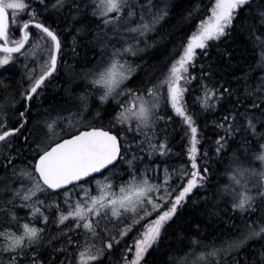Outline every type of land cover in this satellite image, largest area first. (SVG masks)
<instances>
[{
    "label": "snow or ice",
    "instance_id": "obj_1",
    "mask_svg": "<svg viewBox=\"0 0 264 264\" xmlns=\"http://www.w3.org/2000/svg\"><path fill=\"white\" fill-rule=\"evenodd\" d=\"M168 15L167 0H0V264H113V250L114 264H157L160 253V264H264V78L252 87L251 66L237 75L240 61L219 47L251 35L252 21L264 28V0H215L157 75L138 53L155 46L148 40ZM60 19L75 24L83 91L65 87L45 108L48 84L66 63ZM197 62L198 76L190 71ZM257 64L264 70V50ZM17 71L13 87L6 74ZM193 80L198 111L183 102ZM172 112L186 142L180 152L169 140ZM206 113L215 117L210 140L198 135ZM184 155L183 164L169 163ZM92 183L97 195L85 187ZM189 201L203 204L204 220L170 230ZM145 220L133 245L121 247Z\"/></svg>",
    "mask_w": 264,
    "mask_h": 264
},
{
    "label": "trees",
    "instance_id": "obj_2",
    "mask_svg": "<svg viewBox=\"0 0 264 264\" xmlns=\"http://www.w3.org/2000/svg\"><path fill=\"white\" fill-rule=\"evenodd\" d=\"M213 0H176L173 1L169 5V15L165 18V20L161 23L159 26V30L152 34L148 40V44L152 45L155 44L154 47L148 48L144 56L142 57L144 60H147L150 65H152L154 68L157 69V75L160 74V70H166L167 66L171 63L172 60L177 59L181 48L179 47L182 43L187 42V38L192 35L193 32L196 30V26L198 22H200L205 16H207L208 9L211 7ZM259 2V0H257ZM199 6V11H193L194 9ZM189 12H193L192 18L189 20H185V17L188 16ZM49 24L53 23V19L49 18L48 20ZM252 23L255 25V29L251 32V35L247 34V30L244 34H234L235 39L233 41H225L224 43H220L219 47L221 50H223L225 47L229 48L230 51H232L235 55V57L240 61V69L237 73V75L242 76L244 73L250 71V66L252 68V71L250 72V75L253 77V79L249 80V84L252 87L258 88L261 79L264 78V70H262L257 62L261 58V51L264 50V28H261L256 21H252ZM59 30L63 33L62 40L64 41L65 48H64V62H60L58 64V71L54 75L56 76V79L52 80L51 83L48 84L47 88V95L48 100L45 101L44 107L47 108L49 106V101L52 100L53 96L60 97L63 95V90L65 87L73 88L76 92L83 91L82 88H78L76 85L79 83H82V81L79 80L77 77V73H79L83 67V64L80 66L77 65V57H75L72 53V44L73 39L76 35L75 33V24L74 22H65L63 19H60V22L58 25H56ZM95 28V26H94ZM38 31V30H34ZM11 35V33H10ZM183 38V39H182ZM79 39V37H77ZM219 43V42H218ZM144 45L141 46L143 49ZM67 50V54H66ZM77 51L81 53V56L84 55L85 49L83 47H78ZM200 50L197 49V52ZM217 54V49L213 48L210 51V55L215 58ZM91 52H88V56L91 58ZM67 59V60H66ZM130 61H135L136 63H139L140 61L136 58H130ZM206 63V61H205ZM30 65V64H29ZM199 69H200V63L197 62L196 69H190V71L193 72L194 75H199ZM149 71H152L150 68ZM10 77L12 81L13 87H15V81L19 77V71H17L14 75L13 74H6ZM65 81H71L69 84H65ZM243 83V81H241ZM234 87H238V85H233ZM189 90L184 94L183 96V102L187 104V106L190 108V110H199V105L195 102V98L198 96H202V90L199 87V83L196 80H193L191 85L188 86ZM11 90V89H10ZM5 93L0 91V99L3 98ZM74 108V104H66L64 105V109L67 108ZM63 110V109H62ZM35 111V109H34ZM111 111V109H110ZM67 114V113H65ZM175 117V113H171ZM207 116V119H201L200 121V127L202 128V131L198 133V135L203 140H210L214 138V128L212 121L215 117H213L210 113L205 114ZM161 127H163V124H161ZM173 128L176 129V131H170L169 140L171 142V146L173 147L175 152L181 151V143H186L181 141V135L183 133L180 131V122L179 117H175V122L172 125ZM57 132H59V129H57ZM162 138V137H161ZM207 145H205L206 147ZM147 148V146L145 145ZM198 148L200 146L198 145ZM203 149H201L202 151ZM146 156V153H145ZM188 160L187 155H184L182 158L173 156L172 159L169 161V163L173 166H177L180 164H183L184 161ZM159 162V161H158ZM190 168V164L188 165ZM104 175H110V173L105 172ZM4 174L0 173V180H3ZM97 180H103L102 176H97ZM122 179H127V177H123ZM161 179H163V172L161 170ZM177 185H173V187H176ZM86 188L90 189V192L96 191V185L95 183H92L91 185H85ZM178 194V192L176 193ZM193 199H197L196 197H193ZM19 209V208H18ZM166 210V209H163ZM204 211V207L202 203H198L196 205H193L191 201L187 203V205L181 209L180 211V217L174 224H172V227L170 230H176L179 231L181 227L187 228L189 226L195 227V224L192 223L195 222H201L204 220V216L202 215ZM18 213H25L23 211H17ZM155 214H153L148 220H154ZM147 222V221H146ZM50 226L53 227L54 225ZM142 226V224L136 225L132 232L128 233L126 237L123 238L121 241V247L125 243L127 245L131 246L132 238L137 235L139 232V227ZM110 234H116L118 232V228L114 227L113 225L109 224L108 226ZM120 227H123L122 225ZM138 228V229H137ZM210 238V237H209ZM83 239V238H82ZM88 243L91 244L93 241L91 239L88 240ZM101 241L97 239L95 241V244L99 246ZM187 251V249H185ZM119 251L113 250L112 255V261L113 264L115 260L119 258ZM177 255H183V253H178ZM163 255V253H160L157 257V264H160V261L163 259H166Z\"/></svg>",
    "mask_w": 264,
    "mask_h": 264
},
{
    "label": "rangeland",
    "instance_id": "obj_3",
    "mask_svg": "<svg viewBox=\"0 0 264 264\" xmlns=\"http://www.w3.org/2000/svg\"><path fill=\"white\" fill-rule=\"evenodd\" d=\"M173 1H176V0H167V3H168V5H170ZM215 3V0H213V2H212V4H211V7L208 9V13H207V16H205L202 20H207L208 19V17L211 15V8H212V6H213V4ZM199 23L200 22H198V24H197V26L199 25ZM196 31V30H195ZM191 36V35H190ZM144 44L143 43H141L140 45H139V48H141V46H143ZM28 47V46H27ZM144 48V47H143ZM142 49V48H141ZM182 51V49L180 50V52ZM144 53H145V51H141V52H139L138 53V55L140 56V57H143L144 56ZM66 54H67V50H66ZM3 55L4 54H0V57H3ZM16 56V55H15ZM36 58H38V59H40V60H42L44 57H43V54L39 51V50H37V52H36ZM130 58H135V57H131V56H129V59ZM34 65L30 62V65H29V67H33ZM165 71V69L164 70H160V74L161 73H163ZM159 74V75H160ZM127 103L129 104V105H131V104H133L134 103V101L133 100H131L130 98H129V100L127 101ZM96 188V187H95ZM77 191H79L78 189H77ZM91 195H97V191H95V192H93V191H91ZM77 198H80V199H84V193L83 192H80L79 193V197H77L76 195H74L73 196V199L75 200V199H77ZM163 210V209H162ZM17 211H23V212H25L24 214L23 213H18L17 212V214L20 216V217H26L27 215H28V209H21V208H17ZM150 217H148L147 219H149ZM147 220H145V221H142L141 222V224H142V226H140L139 227V231H143V225L145 224V223H147L146 222ZM4 226H7V225H4ZM134 238V237H133ZM133 238H132V241H131V246L133 245ZM5 259H6V256L4 257ZM191 259V258H190Z\"/></svg>",
    "mask_w": 264,
    "mask_h": 264
},
{
    "label": "water",
    "instance_id": "obj_4",
    "mask_svg": "<svg viewBox=\"0 0 264 264\" xmlns=\"http://www.w3.org/2000/svg\"><path fill=\"white\" fill-rule=\"evenodd\" d=\"M0 42H2V41H0ZM0 54H4V53L0 52ZM94 175H95V177L99 176V174H94ZM85 179H87V178H85Z\"/></svg>",
    "mask_w": 264,
    "mask_h": 264
},
{
    "label": "flooded vegetation",
    "instance_id": "obj_5",
    "mask_svg": "<svg viewBox=\"0 0 264 264\" xmlns=\"http://www.w3.org/2000/svg\"><path fill=\"white\" fill-rule=\"evenodd\" d=\"M26 48H27V45H26ZM18 55V54H17Z\"/></svg>",
    "mask_w": 264,
    "mask_h": 264
},
{
    "label": "bare ground",
    "instance_id": "obj_6",
    "mask_svg": "<svg viewBox=\"0 0 264 264\" xmlns=\"http://www.w3.org/2000/svg\"><path fill=\"white\" fill-rule=\"evenodd\" d=\"M67 60V59H66Z\"/></svg>",
    "mask_w": 264,
    "mask_h": 264
}]
</instances>
